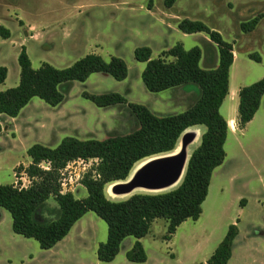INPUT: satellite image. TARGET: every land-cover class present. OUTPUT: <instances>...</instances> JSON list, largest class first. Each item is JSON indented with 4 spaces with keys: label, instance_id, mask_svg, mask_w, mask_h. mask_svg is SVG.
I'll list each match as a JSON object with an SVG mask.
<instances>
[{
    "label": "rangeland",
    "instance_id": "1",
    "mask_svg": "<svg viewBox=\"0 0 264 264\" xmlns=\"http://www.w3.org/2000/svg\"><path fill=\"white\" fill-rule=\"evenodd\" d=\"M165 1L0 0V25L12 34L8 40L0 37V67L7 68L9 73L3 91L19 85L18 57L22 50L19 44L24 39L34 69H39L43 63L64 69L89 54L100 55L107 62L111 57H119L129 69L127 79L121 82L96 73L84 83H72L66 101L58 107L34 98L17 118L1 115L0 185L28 187L31 184L25 174L16 171L19 166L27 167L31 163L27 150L35 144L55 148L65 137L103 141L111 136L133 133L139 125L128 104L146 106L158 116L187 111L199 98V87L189 84L151 93L142 80L146 64L135 58L138 48H150L152 58L157 59L181 43L186 50L194 47L202 50L200 66L206 69L209 56L216 60L219 51L208 48L203 39H209L206 34L181 32L178 26L184 19L203 22L219 32L226 42L235 45L238 60L232 71L234 85L250 86L264 78V20L251 34L241 28L242 23L264 13V0H178L170 9L165 6ZM29 32L31 36L36 35L37 40L31 39ZM252 53L259 54L262 61L251 60L249 54ZM84 93H117L126 98L127 104L99 108L86 99ZM222 114L227 118L226 110ZM261 125L260 128L250 127L242 138L246 150L243 154L232 142L233 139L238 141L241 133L231 122L234 133H230V144L226 147L229 158L216 170L200 219L183 223L170 241L164 240L166 221L156 220L150 233L140 240L148 256L143 264H208L230 225L238 226L239 236L229 264H264V121ZM194 128L201 134L198 142L190 145L191 154L200 145L204 132L202 127ZM179 145L182 146L181 140ZM62 174L67 180L63 189L71 190L80 199L83 188L77 184L84 174L83 166L71 164ZM106 189L109 199L126 200L113 199ZM55 208L57 204L49 200L38 217L50 218V210ZM0 211L7 216V219L1 216L0 264H7L8 258L18 262V258L30 255L39 264L41 261L51 264H139L127 259V253L137 241L134 237L123 241L114 262L98 260L97 249L100 243L107 241L108 226L93 212L81 221L84 237L81 240L75 238V229L74 238L65 244L63 255L52 260L42 258L43 250L37 241L16 235L10 213L2 208ZM11 238H18V241Z\"/></svg>",
    "mask_w": 264,
    "mask_h": 264
},
{
    "label": "trees",
    "instance_id": "2",
    "mask_svg": "<svg viewBox=\"0 0 264 264\" xmlns=\"http://www.w3.org/2000/svg\"><path fill=\"white\" fill-rule=\"evenodd\" d=\"M177 1L166 0L165 6L170 9ZM263 17L260 15L242 23V30L252 32ZM178 28L188 35L206 33L218 47L219 66L214 70L202 69V50L199 47L186 50L181 43L157 59L152 58L150 48H138L135 58L146 64L142 80L149 92L160 93L195 84L199 87V98L187 111L167 116H158L143 105L128 104L139 125L128 135L111 136L103 141L65 137L55 148L43 144L31 146L27 150L31 163L27 167L19 166L16 171L25 174L31 184L28 187L0 185V208L10 213L12 230L16 235L34 239L42 250H50L63 241L87 213L93 212L108 226L107 241L100 243L97 249L98 260L102 263L114 262L123 241L134 237L137 241L127 253V259L131 263L143 264L148 256L140 240L150 233L156 220L166 221L164 240L170 241L183 223L200 219L214 171L227 156L225 146L230 129L221 108L229 95L234 47L219 32L201 21L184 19ZM0 37L8 40L12 34L0 25ZM249 57L257 63L262 61L257 53L249 54ZM18 62L19 85L6 91L0 90V115L13 119L34 98L52 107L60 106L66 101V93L72 83H84L93 74L102 73L120 82L126 80L129 74L123 59L111 57L107 62L96 54H89L64 69L48 63L34 69L24 46ZM7 77L8 69L0 67V87ZM83 95L99 108L127 104L126 98L117 93ZM263 97L264 78L240 89L238 129H244L254 119ZM194 127L204 128L201 142L191 154L185 176L175 190L161 194H137L120 201L107 197V186L127 180L141 161L173 153L184 132ZM79 160H97L81 180L88 193L84 199L62 192L63 171ZM49 200H53L57 208L50 210V218H39L38 214ZM238 236V226L230 225L227 235L207 263L229 264Z\"/></svg>",
    "mask_w": 264,
    "mask_h": 264
},
{
    "label": "crops",
    "instance_id": "3",
    "mask_svg": "<svg viewBox=\"0 0 264 264\" xmlns=\"http://www.w3.org/2000/svg\"><path fill=\"white\" fill-rule=\"evenodd\" d=\"M260 15H264V13H262V14H260ZM260 15H258V16H260ZM256 18V17H255ZM254 19V18H253ZM263 21L264 20V17L263 18H261L260 19V21ZM260 21H259V23H260ZM259 23H258V25H259ZM20 24H22V25H24V23H20ZM258 25H257V27H258ZM25 27H26V25H24ZM31 27V26H30ZM33 27V26H32ZM257 27H256V29H257ZM28 29H30V28H28ZM32 29V28H31ZM256 29L255 30H253L252 32H250L249 34H251V33H253V32H256ZM30 31V30H29ZM27 34H28V32H27ZM200 33H196V34H191V35H199ZM204 34H206V33H204ZM29 35H30V32H29ZM188 35V34H187ZM207 35V34H206ZM36 36V35H35ZM35 36H31L30 35V38L31 39H34V40H37V38H35ZM208 36V35H207ZM11 39V38H10ZM204 39V41H205V43H206V45L208 46V48L209 49H214L215 50V48H217L218 49V47H217V45L216 44H214V43H212L211 41H210V39H208V38H203ZM25 43H26V40L24 39L22 42H20V48H22L24 45H25ZM233 47H234V63H233V65H232V68H231V73H230V87H229V95H228V97L226 98V100L224 101V104H223V106H222V108H221V113L224 111V110H226V113H227V118H225L226 120H227V122H228V125H229V120H233L234 121V123H235V125L237 126V117H238V105H239V91H240V89L242 88V87H245V86H239V87H237L236 85H234V83L232 82V71H233V69H234V66H235V64H236V62H237V60H238V54L236 53V51H235V45L233 44ZM219 51V50H218ZM28 53V52H27ZM209 55V54H208ZM213 58H215V57H211V56H209V64L208 65H205V63H206V56H205V59H204V65H205V67H206V69L205 70H214V69H216L218 66H219V56H217L216 57V60H212ZM202 60H203V54H202V58H201V61H200V63L202 62ZM32 65H33V63H32ZM8 76H9V73H8ZM2 87H3V85L0 87V90L1 91H3L2 90ZM180 88V87H179ZM179 88H175V89H179ZM231 99H233V101H231ZM263 101H264V97L262 98V101H261V105H260V109L258 110V112L256 113V115H255V117H254V119L244 128V129H242V130H240V129H238L239 130V132L241 133V134H238V141H237V139L235 140V139H233V143H235L236 144V147L243 153V154H245L246 153V150H245V145H244V141H243V139L242 138H245V136H246V133H247V131H248V129L250 128V127H257V128H260L262 125H261V121H264V108H263ZM0 117H1V115H0ZM238 128V127H237ZM230 129V128H229ZM230 133L232 134V133H234L231 129L229 130V134H228V140H227V143H226V146H225V149H226V147H229V144H230V138H229V135H230ZM234 144V145H235ZM226 153H227V150H226ZM229 153H227V156H226V158H229V155H228ZM226 160V159H225ZM225 162V161H224ZM30 164V163H29ZM223 165V164H222ZM221 167V166H220ZM219 168V167H218ZM217 168V169H218ZM216 169V170H217ZM216 170L214 171V174H213V177H212V181L214 182V179H215V175H216ZM212 186V182H211V185H210V187ZM77 187H81V188H83V190H82V196H81V198L80 199H84V198H86L87 196H88V193H87V190L85 189V187H83V185L81 184V182H79L78 184H77ZM212 188V187H211ZM209 193H210V189H209ZM75 195V194H74ZM90 213V212H89ZM88 214V213H87ZM86 214V215H87ZM85 215V216H86ZM1 216L2 217H4V218H6L7 219V216H6V214H4L2 211H0V229H1V227H2V221H1ZM84 216V217H85ZM83 217V218H84ZM98 217V216H97ZM83 218L80 220V221H78L76 224H75V226L72 228V230L70 231V233H69V235L63 240V241H61L60 243H58L54 248H52V249H50V250H43V254H41L42 255V258H51L52 260H55V259H57V258H59L61 255H63L62 254V252H63V250L65 249V244L67 245L68 243H70L69 241H72V239L71 238H77L78 240H81L83 237H84V235H83V228H82V226H81V221L83 220ZM156 222V221H155ZM154 222V223H155ZM166 227H167V223H166ZM77 230V233L76 234H74V230ZM0 233H1V230H0ZM73 234H74V237H73ZM1 239V238H0ZM11 239H13V240H17L18 241V238H11ZM49 256V257H48ZM17 261L18 262H15V260L14 259H12V258H8V259H6L5 260V262H7V264H39V263H37L38 261H36L35 260V258L33 257V255H30L29 257H22V258H18L17 259ZM40 262V261H39ZM47 262V263H46ZM55 262H58V261H55ZM41 264H51L50 263V261H41L40 262ZM55 264V263H54ZM58 264V263H57Z\"/></svg>",
    "mask_w": 264,
    "mask_h": 264
},
{
    "label": "water",
    "instance_id": "4",
    "mask_svg": "<svg viewBox=\"0 0 264 264\" xmlns=\"http://www.w3.org/2000/svg\"><path fill=\"white\" fill-rule=\"evenodd\" d=\"M186 131L181 137L182 150L179 154H173L176 149L171 154L149 158L147 164L134 172L132 177L135 167L127 180L113 183V192L117 195H124L137 187L164 190L176 184L180 179L183 180L189 162L187 147L193 141L191 136L186 135Z\"/></svg>",
    "mask_w": 264,
    "mask_h": 264
},
{
    "label": "bare ground",
    "instance_id": "5",
    "mask_svg": "<svg viewBox=\"0 0 264 264\" xmlns=\"http://www.w3.org/2000/svg\"><path fill=\"white\" fill-rule=\"evenodd\" d=\"M200 131L196 128H190L186 131V135H189L193 138V141L192 143H196L198 142L199 138H200ZM191 143V144H192ZM190 144V145H191ZM190 145H188L187 147V155H188V160L189 158L191 157V149H190ZM182 150V146L179 145L177 150L173 153L174 155H177L181 152ZM156 158V157H155ZM147 160H144V161H141L140 163H138L136 166H135V169L131 175V177L133 176L134 172H136L137 170L143 168L146 164H147ZM182 182V179H180L176 184L170 186L169 188H166L164 190H150V189H147V188H144V187H137L135 188L132 192L128 193V194H124V195H117L113 192V185H109L108 186V192L110 194V196L113 198V199H128L134 195H137V194H161V193H166V192H169V191H172L174 189H176Z\"/></svg>",
    "mask_w": 264,
    "mask_h": 264
},
{
    "label": "built area",
    "instance_id": "6",
    "mask_svg": "<svg viewBox=\"0 0 264 264\" xmlns=\"http://www.w3.org/2000/svg\"><path fill=\"white\" fill-rule=\"evenodd\" d=\"M94 162H97V160H94V161H93V160H90V161L79 160V161H77V162L72 163V164H78V165H82V166H83L84 174L82 175V177L80 178V180H82V178H83V176L85 175V173H86V172H87V171L93 166ZM70 165H71V164H70ZM70 165H68V167H69ZM68 167H67V168H68ZM67 168H66L64 171H66ZM65 182H67V180L63 178V179H62V192H63V193H72L71 190H64V189H63L64 187H66Z\"/></svg>",
    "mask_w": 264,
    "mask_h": 264
},
{
    "label": "flooded vegetation",
    "instance_id": "7",
    "mask_svg": "<svg viewBox=\"0 0 264 264\" xmlns=\"http://www.w3.org/2000/svg\"><path fill=\"white\" fill-rule=\"evenodd\" d=\"M232 101H233V100H232ZM231 122L234 123L233 120L229 121V128L234 132V129L230 126Z\"/></svg>",
    "mask_w": 264,
    "mask_h": 264
}]
</instances>
